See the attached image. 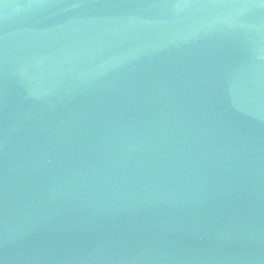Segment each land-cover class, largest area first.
I'll return each mask as SVG.
<instances>
[{"label": "water", "instance_id": "obj_1", "mask_svg": "<svg viewBox=\"0 0 264 264\" xmlns=\"http://www.w3.org/2000/svg\"><path fill=\"white\" fill-rule=\"evenodd\" d=\"M0 264H264V0H0Z\"/></svg>", "mask_w": 264, "mask_h": 264}]
</instances>
